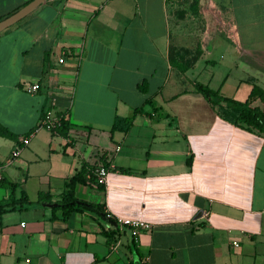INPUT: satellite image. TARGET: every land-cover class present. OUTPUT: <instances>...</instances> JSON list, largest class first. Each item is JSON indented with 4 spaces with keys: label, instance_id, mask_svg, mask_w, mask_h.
Instances as JSON below:
<instances>
[{
    "label": "crops",
    "instance_id": "obj_1",
    "mask_svg": "<svg viewBox=\"0 0 264 264\" xmlns=\"http://www.w3.org/2000/svg\"><path fill=\"white\" fill-rule=\"evenodd\" d=\"M28 1L0 0V19ZM196 83L264 106V0H45L1 31L0 203L29 204L0 212V264H264V137ZM101 157L129 173L74 196L105 217L45 205Z\"/></svg>",
    "mask_w": 264,
    "mask_h": 264
},
{
    "label": "trees",
    "instance_id": "obj_2",
    "mask_svg": "<svg viewBox=\"0 0 264 264\" xmlns=\"http://www.w3.org/2000/svg\"><path fill=\"white\" fill-rule=\"evenodd\" d=\"M195 90L200 93L206 100L213 103H225L228 108L231 109L230 116L232 117L234 123L240 124L246 130L250 132H254L258 135L264 137V106L259 108L258 106H250L249 105V98L253 96L252 94L255 92V88L250 90L248 98L243 102L234 101L228 99L226 97H222L217 94L216 91H213L206 86L196 83L194 85ZM262 95H260L261 97ZM59 118V125L56 127L55 132L62 136L66 137L70 131V126L68 121L62 115L58 116ZM125 122H130V118L123 119ZM30 133V132H29ZM28 133V134H29ZM27 134V135H28ZM27 135H23L24 137ZM0 136L4 137H11L12 135L3 127L0 126ZM186 162H189V157H187ZM103 166L107 170H117L118 172L122 173H129L128 170L120 167H109L108 163L105 162L104 158H100L99 165H87L82 164L78 170H76L67 180L64 182L65 190L59 195V197L54 200L56 204L51 210L59 209L61 211V218L66 219L68 215L73 212H92L100 217H105L106 213L102 210V205L98 203H91L81 199H78L74 196V188L77 184H85V183H92L95 182V174L94 170L99 167ZM0 186L13 188V184L9 183L2 178L0 179ZM98 189L102 188L101 184H96ZM36 203L43 204V203H51V197L48 193L38 191L36 197ZM29 204L24 193L20 194V197L14 199L12 196L6 202L0 203V212L5 210H10L13 208H22L25 205ZM109 220L116 222L115 219H111L108 217ZM116 228L112 229V232H115Z\"/></svg>",
    "mask_w": 264,
    "mask_h": 264
},
{
    "label": "built area",
    "instance_id": "obj_3",
    "mask_svg": "<svg viewBox=\"0 0 264 264\" xmlns=\"http://www.w3.org/2000/svg\"><path fill=\"white\" fill-rule=\"evenodd\" d=\"M38 85L36 83L30 85L27 88V91L33 92L36 90ZM40 126L44 127L45 129L49 130L50 132H55L56 127L59 125V118L56 116H53L50 114L49 111H45L42 115V117L39 120L38 123ZM31 133H29L27 136L21 138V144H25L29 138ZM18 155V148H15L11 151V156L16 157ZM108 170L104 168L103 166H99L94 170L95 174V184H104L105 177ZM0 179H1V173H0ZM117 223L126 225L129 227L130 235L132 237H135L138 230L141 228L147 229L150 227V224L141 220H130V219H117ZM232 244L235 246L236 243L232 242Z\"/></svg>",
    "mask_w": 264,
    "mask_h": 264
},
{
    "label": "water",
    "instance_id": "obj_4",
    "mask_svg": "<svg viewBox=\"0 0 264 264\" xmlns=\"http://www.w3.org/2000/svg\"><path fill=\"white\" fill-rule=\"evenodd\" d=\"M45 0H30L25 3L23 6L15 10L14 12L10 13L9 15L5 16L4 18L0 19V32L30 13L34 10L38 5L43 3ZM46 206H55L56 204H45ZM202 211H198L195 217L200 216Z\"/></svg>",
    "mask_w": 264,
    "mask_h": 264
},
{
    "label": "rangeland",
    "instance_id": "obj_5",
    "mask_svg": "<svg viewBox=\"0 0 264 264\" xmlns=\"http://www.w3.org/2000/svg\"><path fill=\"white\" fill-rule=\"evenodd\" d=\"M146 109H147V107H146Z\"/></svg>",
    "mask_w": 264,
    "mask_h": 264
}]
</instances>
